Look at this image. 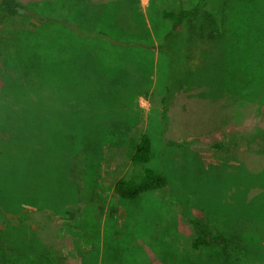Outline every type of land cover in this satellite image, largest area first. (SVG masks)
<instances>
[{
    "label": "rangeland",
    "instance_id": "obj_1",
    "mask_svg": "<svg viewBox=\"0 0 264 264\" xmlns=\"http://www.w3.org/2000/svg\"><path fill=\"white\" fill-rule=\"evenodd\" d=\"M18 1L53 23L0 9V139L28 137L0 157V264H264V0ZM199 6L167 41L163 12ZM32 35L37 59H11ZM145 168L168 187L123 200ZM195 222L229 248L194 249Z\"/></svg>",
    "mask_w": 264,
    "mask_h": 264
},
{
    "label": "trees",
    "instance_id": "obj_2",
    "mask_svg": "<svg viewBox=\"0 0 264 264\" xmlns=\"http://www.w3.org/2000/svg\"><path fill=\"white\" fill-rule=\"evenodd\" d=\"M220 1H222L221 2L222 5H228V0H220ZM243 2L246 3V7L250 6L249 0H244ZM202 8H203L202 6H199L191 10L180 8V9H173L170 11H164L163 12L164 19L167 20L171 25V32L167 35L166 40L167 41L171 40L172 37H174L179 32L183 24H185L186 22H191L195 17L197 11H199ZM0 9L12 17H19L23 19L32 18L34 20H37L41 26H48L51 25V23H53L52 18H46L36 14L32 9L20 3L18 0H1ZM99 36H101L106 41L116 43V41L110 38L108 34L101 33V35ZM35 38H38V35L20 36L16 44L14 41L13 44L14 48L12 49V52L10 54V58L15 60L16 57L21 56V54L19 53L22 54L26 53V54H30L29 56L25 57L27 58L28 64L33 63L35 61L33 59L35 58L37 59L36 54H38V50H39V44H37V40ZM151 49H156V47H152ZM161 49L164 50V47L161 46ZM245 79L247 80V78ZM246 85L247 87L251 86L249 85L248 81L246 82ZM13 97H15L17 101L21 100L23 101L22 103L25 102L24 105H21L22 110L19 113H17V117H13L12 119L13 124L14 123L19 124V116L21 115L20 117V121H21L22 117L25 115V113L28 110L27 98L29 97V95L26 92L22 94L20 91L15 90V92L13 93ZM63 109L64 108L62 106L61 110L60 111L57 110L55 114L56 116L55 115L54 116L57 118L59 117V119L62 121L64 120L69 130H76L81 125V123L85 122L84 114H82V118H80V113H74V114H72L71 112L63 113ZM0 113H6L11 117L13 113V111L12 112L9 111V109L7 108V104L3 102V99L1 97H0ZM14 130L10 132L11 134L7 142L6 140L0 139L1 158L5 155V152L9 149L11 150V152H15L14 156H16V153L19 152V149L23 150L24 148L27 147L26 144L21 142L22 141L21 138L22 139L23 137L26 139L28 138L22 135L25 134V132H23L24 130L17 129L15 132ZM18 131L20 133L19 136H17ZM70 147H75V146L71 144L68 146V148ZM151 154H152V142L147 134H144L140 136L138 139L132 141L130 157L134 165H140V166L147 165L151 160ZM168 185H169V180L167 177L157 174L154 170L150 168H145L142 172V176L140 177L137 176L136 178H133L131 180H126V179L119 180L116 183L115 190L123 200L129 202H135L147 193L166 189ZM194 227H195V239L192 244L194 249L200 250L202 248L211 247L212 245L220 246L225 250L229 248V241L227 238L223 236L212 237L211 234L200 223L195 222Z\"/></svg>",
    "mask_w": 264,
    "mask_h": 264
}]
</instances>
